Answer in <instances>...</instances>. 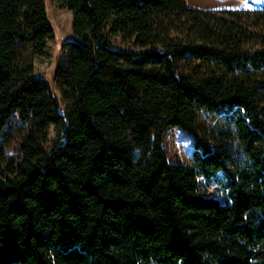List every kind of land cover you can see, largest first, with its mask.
Here are the masks:
<instances>
[{
	"label": "trees",
	"instance_id": "16d2710c",
	"mask_svg": "<svg viewBox=\"0 0 264 264\" xmlns=\"http://www.w3.org/2000/svg\"><path fill=\"white\" fill-rule=\"evenodd\" d=\"M54 1L74 15L65 108L35 76L45 0H0V264H264V6Z\"/></svg>",
	"mask_w": 264,
	"mask_h": 264
},
{
	"label": "rangeland",
	"instance_id": "374dc122",
	"mask_svg": "<svg viewBox=\"0 0 264 264\" xmlns=\"http://www.w3.org/2000/svg\"><path fill=\"white\" fill-rule=\"evenodd\" d=\"M48 15L54 28L55 38L50 41L47 48V55L36 57L34 60L35 76L45 79L55 97L65 105L56 84V73L58 65L65 63L67 49L65 44L73 39V20L74 15L54 0H45ZM189 5L196 9L218 11V10H244L255 9L264 6V0H190ZM112 45L123 50H137L133 43H125L121 38H112ZM165 147L171 162L188 165L191 163L192 153L195 150L194 138L181 129H172L166 137ZM17 152V144H11L10 154ZM201 193L205 196L222 197V190L216 184H208L204 181L200 184Z\"/></svg>",
	"mask_w": 264,
	"mask_h": 264
},
{
	"label": "crops",
	"instance_id": "0c3cea01",
	"mask_svg": "<svg viewBox=\"0 0 264 264\" xmlns=\"http://www.w3.org/2000/svg\"><path fill=\"white\" fill-rule=\"evenodd\" d=\"M190 0H188V2H189ZM191 7H193V8H195L194 6H192V5H190Z\"/></svg>",
	"mask_w": 264,
	"mask_h": 264
}]
</instances>
